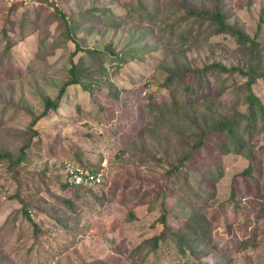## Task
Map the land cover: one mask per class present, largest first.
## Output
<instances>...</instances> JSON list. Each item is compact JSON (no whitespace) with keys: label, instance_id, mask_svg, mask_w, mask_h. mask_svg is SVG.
<instances>
[{"label":"rangeland","instance_id":"obj_1","mask_svg":"<svg viewBox=\"0 0 264 264\" xmlns=\"http://www.w3.org/2000/svg\"><path fill=\"white\" fill-rule=\"evenodd\" d=\"M218 6L255 43L218 35ZM195 24L197 43L187 37ZM70 61L79 83L32 127ZM213 65L230 74H206ZM188 70L199 76L176 78ZM250 78L264 106V0H0V264H264V119L250 117ZM203 132L174 182L167 173ZM68 163L99 170L104 185L63 189ZM165 193L167 209L178 200L192 210L168 212L173 230L208 206L206 257L180 256L169 242L135 254L165 229ZM249 237L256 246L235 252Z\"/></svg>","mask_w":264,"mask_h":264},{"label":"trees","instance_id":"obj_2","mask_svg":"<svg viewBox=\"0 0 264 264\" xmlns=\"http://www.w3.org/2000/svg\"><path fill=\"white\" fill-rule=\"evenodd\" d=\"M207 1L211 2L212 0H207ZM28 8H34V6H30ZM194 11L195 10H190V14L193 16H194ZM211 21H213V24L216 27V33L218 35H231L232 37L237 38V40L242 45L255 43V40H250L249 37L245 36V34L242 31L234 29L226 23L225 16L222 12L221 6L215 7V12L211 17ZM195 29L199 30L198 32H201L202 26L198 25L197 27L196 24L194 26L192 25L189 29L190 32L188 33L187 37L188 39H191L192 41L197 43V41H199L201 38L199 37L200 35L196 37L193 36ZM76 51L80 52L82 50L79 47H77ZM86 52L92 53L91 50H86ZM69 68H70V73H69L70 75H68L65 83L59 89L56 98L53 99L51 97H46L45 99H43L41 112L38 114H34L32 116L31 118L32 127H34L42 119L49 117L51 112H56L57 110H59L62 106L64 98L66 97L68 88L79 83V81H77V78H76L77 65H75L73 61L72 62L70 61ZM213 71H219L224 74H230V70H228L226 67L222 65H218L215 67L214 65L210 66L209 68H206L205 73L209 74ZM198 73H199L198 70H188L185 72L184 75L177 76L176 78L178 79L183 76L185 77L187 74H193V75L199 76ZM254 83L255 82L253 78H250L249 82H247L248 96L246 97V99H247V103L249 104L250 117L252 121H257V120L264 119V106L261 100L254 94L252 90ZM222 130H227L230 134L235 133L234 132L235 130L233 129V125H230L229 123L225 124ZM207 135L208 134L206 132H203L201 138L194 145L189 155L183 156L179 160V163L176 166L171 167L170 171L167 174L173 179L174 182L179 180V177L182 175V170L186 169V164L190 160L191 156H193V153L200 150L204 146L205 138L207 137ZM29 147H30L29 145L22 147L21 150H22L23 157L26 156V151L29 149ZM4 157H6L5 154H0V159ZM74 164L79 166V164L77 163H74ZM83 168L86 170L92 171V172H99V170L90 169L87 167H83ZM205 174L207 177L210 178V180H213V181L217 177L216 172L214 173V171H210V172L206 171ZM184 178H188L187 173ZM104 183L105 182L103 181V183L100 186L102 187ZM62 188L65 190H70V191L74 190L80 194H85L93 190V189H86L84 187H69L68 185L64 183V179H63ZM180 189L181 188L179 187L176 188L175 194L179 193ZM200 191L203 192L204 195L209 193L208 188L203 185L200 186ZM165 194H163L164 196H161L162 201H163L162 205L164 204L162 224L165 226V229L159 236H156L155 238L150 239V240H146L145 242L140 244L138 248L136 249L135 254L139 258L144 259V257L148 255L145 253L147 248H150L153 252H156L158 251V249H160V246L162 243L169 242L173 244L176 254H179L180 256L186 257L188 259H191V258L192 259H202L206 257L208 254L206 250L208 248L212 249L213 247L212 236H211L212 230H213V222H212V219L210 220L209 218H207V216H205L206 215L205 213L209 211L208 206L204 205L203 207H201V209L194 211L196 212L195 215L187 216L186 218H184L185 220L181 221V224L179 225L178 229L173 230L168 224L171 219L170 217H168V212L174 209L183 214V213H190V211L192 210L186 207L185 202H181L178 200L176 201V204L172 208L170 207L169 209H167L166 207L167 204H165L167 194L166 195ZM195 198H197V195ZM233 200H234V197L229 202V204L232 203V206L237 209L235 210V212L238 213V209H240V207L237 206L236 204H233L234 203ZM206 202L207 200L205 199L203 203H206ZM23 212L25 213L27 219L29 220L30 215L28 211L23 210ZM34 226L36 227V224H34ZM256 242H257L256 237H249L248 239L245 238L239 243L238 246L234 247V251L241 252V251L248 250L250 248H254L257 244Z\"/></svg>","mask_w":264,"mask_h":264},{"label":"built area","instance_id":"obj_3","mask_svg":"<svg viewBox=\"0 0 264 264\" xmlns=\"http://www.w3.org/2000/svg\"><path fill=\"white\" fill-rule=\"evenodd\" d=\"M22 6L30 7L38 5L42 0H17ZM53 1V0H49ZM104 181L102 172H92L83 169L73 163H68L65 166L64 183L69 187H84L86 189L98 188ZM33 217L34 214L32 213Z\"/></svg>","mask_w":264,"mask_h":264}]
</instances>
